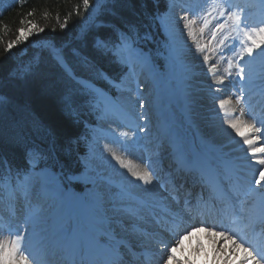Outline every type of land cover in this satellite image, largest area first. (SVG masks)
<instances>
[{
  "label": "trees",
  "instance_id": "trees-1",
  "mask_svg": "<svg viewBox=\"0 0 264 264\" xmlns=\"http://www.w3.org/2000/svg\"><path fill=\"white\" fill-rule=\"evenodd\" d=\"M96 5L97 0H90L88 9L83 0H0V97L4 98L0 102V181L24 179L31 167L29 149L47 150L53 139L58 160L41 161L37 168L48 166L68 182V176L82 170L80 155L86 153L87 139L104 109V104L97 108L85 103L91 96L84 82L115 98V88L98 73L119 82L126 71L113 57L95 49L97 36L118 41L112 27L97 28L96 23H111L122 31L134 25L139 46L152 56L153 64L163 68L169 44L154 17L166 10L168 0H110L100 5L99 12ZM65 23L67 27L61 29ZM21 30L27 31L23 39ZM82 31L87 32L83 41L77 39ZM52 43L68 45L63 64L51 53ZM73 48L80 57L72 54ZM69 92L78 122L64 108L63 98ZM70 140L76 143L66 151ZM70 184L69 191L82 190L78 183Z\"/></svg>",
  "mask_w": 264,
  "mask_h": 264
},
{
  "label": "rangeland",
  "instance_id": "rangeland-1",
  "mask_svg": "<svg viewBox=\"0 0 264 264\" xmlns=\"http://www.w3.org/2000/svg\"><path fill=\"white\" fill-rule=\"evenodd\" d=\"M226 3H230L232 6L234 4L233 8L227 7ZM172 10L175 11L176 17L186 15V22H191V27L196 33L197 40L205 47L203 53H198L193 47L194 42L191 46L192 49L190 54V58L194 60L203 79L208 82L214 81L212 83L216 85L219 83L221 88H218L222 89L223 94L233 102L234 114L237 120L244 124H254L256 128L262 125L260 122L256 123V121L260 118L264 119V111L260 112L263 113V115L256 119V115H258L259 112L254 109V107L259 109L258 106L262 107L264 105V101L260 103L262 97L260 100H256V103L254 101V96L249 97L244 103L238 100L237 97L240 93L238 90L239 80L236 74L238 67H245V70H248L246 66L247 57L242 61L239 57V52L245 46L244 42L246 37L244 36V32L246 30L251 31L258 27H264V0H168L166 10L161 13V15L164 16V22L163 25L161 22L160 24L167 37V41L171 35L174 39V43L171 48L167 47L169 53L161 62L164 65L163 68L152 64L150 70H145V73H141L138 78L142 80L143 77H146L147 83H150L149 89L145 94H143V91L146 86H141V93L143 96L147 97V99L142 101L144 107L153 106L151 107V112L144 115L140 113L142 108L137 102L135 82L131 84L133 88L131 93H121L115 89L117 91V96H121L124 99L126 110L118 115H106L104 113L98 119V124L93 127L91 138L87 139V151L85 154L80 155L81 164L83 165L82 170L79 174L71 176H79L81 174L88 176L92 174V168L100 165L104 160H107V156L104 154L105 150L103 149L105 145L112 146L117 152V156L120 158L134 160L143 165L144 161L150 158L147 153L151 154V152H153L155 156L161 158L160 166L163 168L161 171L163 173L166 167L171 166L175 157L172 148L169 146L168 140L160 135L161 132L168 128H172L175 133H178L179 137L186 145L199 141L200 137L198 136V132L191 126L187 115L184 113L186 106L184 91L188 81L187 70L189 68L181 55L178 38L176 37V30L173 29V25L170 22L172 16L168 18L169 12ZM237 17H239V20H237ZM219 24L224 25V27L217 30L216 26ZM201 29H203V32H201ZM213 31L217 32L219 40L224 41L223 45L211 38ZM26 35L27 31H21V37H25ZM234 41L236 42L234 47H229L233 45ZM203 56H208L207 62L202 59ZM213 63L216 65L215 69H212ZM254 67H256L257 70H254ZM258 67L261 70L264 68V61H261L259 57L251 64L254 75L251 84L245 86L244 94L246 92L249 93L248 91L250 89L256 88L252 87V85H258V88L264 85L262 84L264 80L261 79V71H259ZM160 69H163V71ZM221 80L223 81L222 84L220 83ZM263 93L264 88L261 94ZM246 104L248 107L254 109L251 114L244 113ZM155 113H158L160 118L148 123L152 129L149 135H142L137 141V147L125 148L123 145L127 138L135 139L134 132L132 131L136 130V126L144 125L145 115H147L149 118L148 120H150ZM129 125L134 126L130 127ZM141 143H143V146L140 145ZM260 145L262 146V144ZM69 181L78 183L82 188L81 191H70L69 196L72 200V205L66 208L63 207V209L58 208L60 211V215L56 219L59 225L58 229H63L65 232L67 231L69 233L72 232V227L76 224V215L82 217L84 225L95 233H97L98 230L91 225L92 219H98L105 225V217L109 214L108 207L110 206L108 204H102L103 200L100 199H103L101 198L102 196L104 197L103 194H107L104 199L112 198L119 200L121 206H125L130 196V192H127L125 190L126 188L122 189L121 185L116 184L111 178L105 176L98 182L96 187L87 180L77 179ZM70 182L66 181L65 178L63 179L61 176V186L65 189L66 196L69 189H73ZM101 184L104 187H100ZM3 186L4 187L0 189V241L7 242L15 239L16 230L25 227V224H22L20 221H25V217L28 215L29 211L37 204L43 203V200L39 199L37 196L30 197L23 185L20 186L19 190H14L6 183H4ZM79 203H81V205ZM44 206H47V204ZM137 210L138 209H136V211ZM140 212L141 211H139V213ZM134 216V214L127 212L123 216H119L122 223L114 225L115 230L111 235L113 237L130 239L131 246L139 250L140 246L134 243V241H136L134 238L136 234L134 232V226L132 225L136 223V221L132 220ZM116 218H118V215ZM25 234L26 233H22V235ZM186 237L187 243L185 246L182 247L178 243L175 244L174 247L177 249L175 255L176 259L172 260L171 264H190L191 258L187 257L186 253L190 252L192 241L195 237H193L192 233H188ZM196 238L199 242L197 246L204 254L205 247L201 246L202 243L200 239H198V237ZM97 239H100L104 244L108 243L112 245L111 243H113L112 239L106 238V236H98ZM227 242L228 244L226 245L225 242L220 243L218 241L220 244L218 246L219 250L222 252L224 251V253H227L226 250H230L233 254L236 253L235 255L238 256L240 262V257L238 255L240 252H234V250H236L234 246L231 245L229 241ZM23 246L24 243L22 242L21 249ZM117 247H119V251L121 250L123 252V257L134 259L133 255L128 253L124 244L119 243ZM67 253L68 250H62L57 254V259L60 258V260H62ZM165 261L166 257L162 264H165ZM125 262L126 260H123V263ZM135 262V264H138L137 260H135ZM241 262L242 264H247L248 260H243ZM30 264L35 263L32 262Z\"/></svg>",
  "mask_w": 264,
  "mask_h": 264
},
{
  "label": "snow or ice",
  "instance_id": "snow-or-ice-1",
  "mask_svg": "<svg viewBox=\"0 0 264 264\" xmlns=\"http://www.w3.org/2000/svg\"><path fill=\"white\" fill-rule=\"evenodd\" d=\"M106 2H110V0H97V11H102L100 5ZM83 5L85 9L90 7V0H83ZM154 20L160 21L163 25L164 16L161 14H157L154 17ZM239 20V17H237ZM67 27V23L61 25V29ZM95 27H112L118 34V41H112L110 38H104L97 36L95 37L94 47L103 55H110L114 58V61L126 68L127 71L121 77L119 82L111 80L109 77L104 75L103 73H98V75L103 76L104 79L109 80V83L115 88L118 92H128L131 93L133 88L131 84L135 82V91L137 93V102L141 108L144 107L143 100L147 99V97L143 96L141 93V82L138 79L141 73L145 70H150L154 60L152 56L145 52L138 44L137 30L135 26H128L127 31H122L115 25L111 23H105L104 21H99L95 24ZM224 25L219 24L216 26L217 30L222 29ZM189 35L194 41V49L198 53H203L205 51V47L202 46L197 40L196 33L192 30L191 22L187 25ZM22 31V30H21ZM38 31H43V29H38ZM54 31V30H53ZM203 32V29H201ZM87 36L86 31H82L78 34V40H85ZM244 36L246 37L245 46L239 52V57L243 61L245 57H247V67L248 70H245V67H238L237 77L239 80L238 90L239 95L237 97L238 100L243 101L245 96V86L251 84L253 79V71L251 68L252 62L256 60L257 57L260 58L261 61H264V27H258L252 29L251 31H245ZM211 38L217 43L223 45L224 41L219 40L217 37V32L213 31L211 34ZM23 39V37H21ZM174 43L173 37L170 35L168 39L169 47L171 48ZM235 41L233 45L229 47H234ZM12 47V44L9 43V49ZM51 53L54 57L60 62L64 63V48L68 47L67 44L61 45L57 47L54 43L48 45ZM72 54L80 57L81 53L78 49L73 48ZM86 65L90 64V61L87 57H81ZM202 59L207 62L208 56H203ZM215 63L212 64V69H215ZM25 73L29 72L30 69H24ZM261 79L264 80V68H262L260 73ZM222 84L223 81L221 80ZM84 87L87 90V93L91 96V99L86 101L85 103L92 105L93 107H99L101 104L106 106V115H118L126 110V104L124 99L121 96H117L116 98H112L107 93L103 92V90L96 89L94 85L84 82ZM4 98L0 97V102H3ZM64 108L66 112L73 117L74 120L78 122V113L73 104L72 93L69 92L63 98ZM227 101H221L219 107L224 109L225 112L228 110L225 108V104ZM148 116L145 115L144 120L145 123L143 126L137 125L136 131L134 132L135 139L127 138L124 147L125 148H135L137 147V141L139 138L143 136L149 135L152 131L151 126L147 123ZM231 129H234L239 136L243 137V143L249 146L254 145L259 139V136H251V133H255L260 131L256 128L254 124H244L238 120L229 121ZM261 124H264V119H261ZM245 129L249 130V134H246ZM161 136L165 137L169 146L173 150V154L177 161L178 171L191 174L199 177L203 180L206 176V173L209 170V162L204 158L195 155L192 151L183 143L182 139L179 137L178 133H175L172 128H168L160 133ZM75 140L69 141V147L65 150H70V146L75 144ZM57 143L55 139H53L47 150L40 149L38 147H33L28 151V158L30 164V171L24 174V184L25 189L29 196H37L39 199L43 200V203L37 204L34 208H32L28 215L25 217V227L19 228L16 230L15 239L7 242L0 241V264H29V256L20 254L21 244L24 243V251L28 250V241L30 238L34 237L37 240L39 245V249L36 253H29L33 260H35V264H49L48 255L49 248L53 241L58 244H63L66 248L70 249L74 255V257H80L81 260L86 256H91V254L87 251L88 245L86 241L77 239L71 233L65 232L63 229H58L54 232H50L49 229L45 226L47 223V212L45 209V204L49 206V208H59L63 209V207L67 204L69 197L66 196L65 189L61 186V176L57 172L51 170L50 167L45 166L41 168L39 171L36 170L37 164L41 161H48L49 159L54 162L58 160L57 157ZM251 151L253 154L257 152H264V147L257 148L252 147ZM115 159L119 161L121 165H124L125 168H128V165L124 164V161L116 156ZM259 164L264 166V159L259 160ZM151 166V165H150ZM9 171H11L9 169ZM92 174L85 176L83 174L79 176H68L69 180H87L89 183L93 184L94 187L97 186L98 182L103 179L101 172L99 171V165L92 168ZM153 173L157 180L160 176V169L154 168L153 172L149 171H136L132 170L131 175L137 180L143 181L145 188V195L148 197H154L157 195L152 191L155 188L153 184ZM20 173H17L19 176ZM259 180H256V184H260L261 181H264V172L259 174ZM151 186V187H148ZM181 188L183 185L180 186ZM174 192H179V189L173 188ZM258 191L261 192V197L257 209V216L262 224H264V185L261 186V189ZM122 196V194H121ZM190 196V194H189ZM176 196H173V199H176ZM204 200V197L201 196L198 198L197 203L195 205L189 206V201H185V205L188 207V211L196 212L199 211L200 202ZM109 204V214L105 217V232L108 235H111L115 230L114 225H118L120 221L116 219L118 213L122 210L121 204L119 200L109 198L107 200ZM127 211H131V209H127ZM22 233H26L22 235ZM224 239H230L228 235L225 233H221ZM175 243V241H174ZM167 247V246H166ZM239 247V246H238ZM97 249H99V245H97ZM176 247H170V251L166 256L165 264H171V261L176 259L175 252ZM247 255H245L244 260L255 259L251 252H248L245 249ZM260 260L257 261V264H261V261H264V247L259 249ZM113 251L111 249L105 250V258L103 264H113ZM92 260L95 261V258L92 257Z\"/></svg>",
  "mask_w": 264,
  "mask_h": 264
},
{
  "label": "bare ground",
  "instance_id": "bare-ground-1",
  "mask_svg": "<svg viewBox=\"0 0 264 264\" xmlns=\"http://www.w3.org/2000/svg\"><path fill=\"white\" fill-rule=\"evenodd\" d=\"M171 16H172V20L170 22L173 25V29L176 30V37L178 38V44L180 47L181 55L185 61V64L189 68L187 70L188 81L184 91V100L186 102L184 113L187 115L191 126L196 129L201 139L194 147L197 149L195 153L209 162L210 165L209 172H211L213 177L216 174L213 168V159L218 158V160L221 162L222 166L224 167L223 176H229V177L231 176L238 185L248 183L247 191L242 190L244 193L243 198L246 201V203L243 206V209H248L249 212L252 213V220L254 221V219L258 217L256 213L261 197V192L258 190L261 189L262 185H264V181H261L260 184H256L255 181L259 180L260 178L259 174L261 172H264V166L259 164V160L264 159V152H257L253 154L251 148L264 147V146H259L260 144H264V139H263L264 126L259 128L260 131L250 134V138L251 136L260 137V139L254 145L251 146L244 144L243 137L239 136V134H237L234 129H231L230 124L228 122L237 120L235 118L232 100L228 99L223 94L222 89H220L221 87L219 83H217L216 85L212 83L214 81H210L211 82L210 83L204 80L201 72L197 68V65L194 63V60L190 58L191 49H192L191 46L194 43V41H192V38L189 35L188 28L186 26L188 25V22H186V18H185L186 15L185 16L180 15V17H176L175 11L172 10L169 12L168 18H170ZM258 69L259 71H261L259 67ZM145 78L146 77H143V80ZM140 82H141V86L143 85L146 86L145 90L143 91V94H145L149 89V85L147 84V82L143 83V81L141 80ZM262 83H264V81ZM260 92L261 90H258L256 93L259 94ZM221 101H227V103L225 104V108L228 110L227 112H225L224 109H221L219 107ZM151 107L153 106L142 108L140 113L142 115L148 114L150 112ZM159 117L160 115L155 114L153 118L158 119ZM156 119H152V121H155ZM152 121H147V123ZM245 132L246 134H249V130L245 129ZM103 149L106 151L105 152L103 150L104 154L107 156V160H104L103 163L99 165L102 176L111 178L116 184L121 185L122 189L126 188L125 190L127 192L129 191L130 192L129 194H131L127 199V202L125 203V206H121L122 209L124 210H122L120 213L117 214L118 218L116 219L120 221L119 216H123L126 212L136 214L137 211L135 206L137 202L141 201V199H139L140 197L143 199H147L146 197H148L145 195L144 192V188H145L144 182L137 180V178L133 177L131 175V171L136 170L143 172L149 170L148 167L144 166L142 163L140 164L135 162L134 160H126L121 157V159L124 161V164L129 166L128 168H125L124 165H121L119 161L115 159V157L117 156V152L112 146L105 145V147L103 146ZM150 156L151 158L147 159L146 162L148 163L150 169L149 172H153L154 168H159L158 165L159 158L157 156H153V153H151ZM150 165L153 167H151ZM174 165L170 167V171H172L175 168ZM242 174L250 176V178H248V181H245L240 177ZM170 177L171 175L168 173L166 176H162L160 171V176L159 179L157 180L155 173H153V184L155 185V188L152 189V191L157 195L151 197L150 200L155 201V199L159 198L162 195V193L168 195L173 191L172 186L169 184ZM208 183L210 184V182ZM100 187H104V186L101 184ZM211 192H213V190ZM218 194L220 195L221 193L219 192ZM103 195L104 197L103 196L101 197L103 199H100L103 200L102 204H108L107 200L109 198L104 199L107 196V194H103ZM45 209L48 216L47 223H50V224L46 223L45 226L49 229V231L50 229H53V231L50 232H54L58 230L59 227L58 223L56 222V219L60 215L59 210L57 208H49L48 205L45 206ZM127 209H131V211H127ZM75 221L76 224L75 226L72 227V232L70 233L73 236H75L77 239L86 241L88 245L87 251L89 253L92 251V249H97V245H99V249H97L100 251L99 253H101L99 254V257L103 258L105 256V250L111 248L113 254H115V258L120 259L121 255L117 253L118 249L116 248L115 245L119 243V241H124L127 246L126 250H128L131 253H134L136 256L140 258L139 251H136L130 247L129 239H117L113 236L111 237V235L106 234L105 225L103 224V222L99 221L98 219L91 220V225L98 230L97 234L93 233V231H91L86 225H82L81 223L79 224V222L82 221V218H80L79 216L75 217ZM121 223L122 221H120L119 224ZM147 224H148L147 219H145V217H142V219L139 222V225L146 226ZM218 227L219 226H216L212 230H206L200 228L199 226H194V229L192 230L191 233L193 237H195V239H193L192 241V247L190 249V252L186 253L187 257L191 258L190 264H242L241 261H243L245 255H247V253L245 252L246 248H244L243 246L240 245L239 242H237L238 238L237 239L234 238L235 236L234 230L228 231L227 229H224L225 227H219V228ZM222 232L228 235L229 237L231 236L232 237L226 240L221 235ZM135 234L137 235L136 242L139 245H141V247H144L143 251L140 252L141 255H144L145 262L143 263L151 264L150 262L151 259L153 261L154 259H156V257H155V253L152 252L145 253V251L147 250H153L152 247L150 246L147 247V245L149 244L148 238L150 237L149 232L147 233L143 229L136 227ZM97 235L101 237L107 236V238H112L114 239V242L112 243L111 246H108L107 244H104L99 239H97ZM153 237L157 238L155 234L153 235ZM196 237L200 239V242L202 243L201 246L205 247L204 254L203 251H201L197 246L199 242ZM218 241L220 243L225 242L226 245L228 244L227 241H229V243L234 246V249H236L234 250V252L236 251L240 252L238 254L240 257V262L238 256L235 255L236 253L233 254V252H231L230 250H226L227 253H224V251L222 252L221 250H219L218 246L220 244L218 243ZM178 243L182 247L185 246V244L187 243V237L185 236V234H181L180 238L178 239ZM64 248L65 246L63 244H58L55 241L51 243L49 248V255H48L49 264H57L55 260V256L60 251L64 250ZM38 249H39V245L37 243V240L36 238L32 237L28 241V250L27 251L22 250L21 254L29 256V264H30L34 260L31 258L29 253L30 252L36 253ZM141 250L142 249H140V251ZM248 252L251 251L249 250ZM72 255L70 254V251H68L67 256L64 257L61 264L72 263V261L70 263L68 262L69 257ZM252 255L254 254L252 253ZM162 256L163 254L160 257ZM86 257L88 259L89 258L92 259V257L97 258L94 255L90 257L89 256ZM115 258H113V261H116ZM257 261L258 260L255 257V259H249L247 264H257ZM132 262L134 261L133 260L130 261V264ZM94 263L103 264L102 261H94ZM158 264L160 263L158 262ZM261 264H264V261H262Z\"/></svg>",
  "mask_w": 264,
  "mask_h": 264
}]
</instances>
